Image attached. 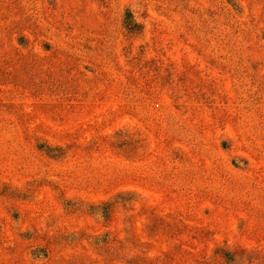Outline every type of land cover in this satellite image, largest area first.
I'll use <instances>...</instances> for the list:
<instances>
[{"label":"rangeland","instance_id":"1","mask_svg":"<svg viewBox=\"0 0 264 264\" xmlns=\"http://www.w3.org/2000/svg\"><path fill=\"white\" fill-rule=\"evenodd\" d=\"M0 264H264V0H0Z\"/></svg>","mask_w":264,"mask_h":264}]
</instances>
